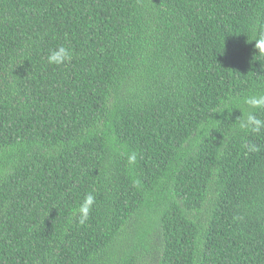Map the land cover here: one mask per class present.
<instances>
[{
  "label": "trees",
  "instance_id": "16d2710c",
  "mask_svg": "<svg viewBox=\"0 0 264 264\" xmlns=\"http://www.w3.org/2000/svg\"><path fill=\"white\" fill-rule=\"evenodd\" d=\"M262 34L264 0H0V264H264Z\"/></svg>",
  "mask_w": 264,
  "mask_h": 264
},
{
  "label": "clouds",
  "instance_id": "9594fccd",
  "mask_svg": "<svg viewBox=\"0 0 264 264\" xmlns=\"http://www.w3.org/2000/svg\"><path fill=\"white\" fill-rule=\"evenodd\" d=\"M255 48L260 52H264V34L260 36L259 39L255 40ZM72 59V54L70 49L64 46H58L49 51L47 55V62L51 65H64L66 62ZM242 128L250 129L252 132L259 133L261 129H264V120L258 119L255 115L249 114L247 116L246 122L241 124ZM257 150L255 145H248L249 152H255ZM136 162V153L133 152L128 156V163L134 164ZM138 183V182H137ZM96 202V198L93 194H87L79 208L78 213V223L84 224L88 219L93 205Z\"/></svg>",
  "mask_w": 264,
  "mask_h": 264
}]
</instances>
